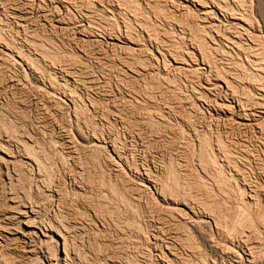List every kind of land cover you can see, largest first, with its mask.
Segmentation results:
<instances>
[{"label":"rangeland","instance_id":"rangeland-1","mask_svg":"<svg viewBox=\"0 0 264 264\" xmlns=\"http://www.w3.org/2000/svg\"><path fill=\"white\" fill-rule=\"evenodd\" d=\"M66 1L0 0V39L3 36L7 41H3L6 47L0 46V151L9 154L7 157L0 152V157L10 160L6 166L0 162V224L7 222L5 209L15 203L27 207L30 213L21 223L15 222L19 231L26 229L23 222H29L32 227L36 223L33 236L28 231L25 238L19 234L20 242L28 247L32 241L33 252L28 253L19 243V250H25L19 254L12 249L18 242L2 241L0 264H48V261L52 264H167L166 261L171 264H264V232L260 227L258 232L261 233L256 232V237L260 241L263 234L262 250L257 252L258 256L255 254V260L242 259L235 252L238 243L245 240V233L252 232L247 227L243 230L241 225L252 217L255 223L264 207V114L256 117L257 126L249 128L240 126L224 109L218 111L217 107L219 103L236 105L234 101L240 97L245 109L253 106L252 110L264 113V103L258 100L264 87V61L261 60L262 56L264 59V0H216L228 10L240 11L247 17L246 21H250L248 29L256 37L254 53L261 52V57L255 53L259 60L254 59L253 49L247 51L252 42L246 36L237 40L239 46L225 40L232 34L233 30L228 31L231 23L213 8L210 17L219 28L217 33L200 27L201 6L185 3L184 13L172 7L173 3L183 6L184 0ZM58 20L70 22L61 29ZM78 26L84 27L81 30L85 42L74 30ZM84 29L88 30L86 34ZM218 32H223L220 33L222 39ZM191 34L194 38L197 36L195 41ZM111 36L117 38L116 46L112 45ZM127 37L135 43L126 44ZM24 39L35 40L33 43L39 45L36 48L41 47L43 51L28 47ZM201 42L213 53L211 63L200 65L202 69L198 72L202 73H188L186 78L187 72L175 70L173 58L188 62L186 53L195 52ZM7 43L14 49H8ZM164 46L173 54L163 57ZM11 50L22 51L26 58L33 59L34 66H29ZM196 57L199 59L198 55ZM50 58L57 65L55 61L49 63ZM123 58L133 59L132 62L141 60L146 69L139 65L137 75L124 66ZM256 61L263 65L259 66ZM216 69L223 72L222 79L226 76L224 79L235 80L233 85L234 89L239 87L235 93L238 97L231 94L229 97L221 89H216L214 96L208 97L206 93L196 97L198 92L205 93L202 82L207 78L212 80ZM68 70L72 75L67 74ZM92 80L94 83L90 84ZM69 89L79 98L69 97L72 95ZM204 137H210L207 139L212 143L213 152L201 151ZM109 145H114L121 155L115 154ZM208 162L214 167L208 168ZM149 176L152 182L146 180ZM255 203L260 204L254 206ZM208 206L226 209L223 211L225 223L218 226L220 230L213 216L212 219L203 217L210 213ZM242 216L247 218L243 220ZM227 218L231 220L226 221ZM229 224L238 227L237 236L233 235V225ZM57 233L68 237L65 241L69 244H64ZM15 239L18 240L16 236ZM229 247L236 248L234 253L228 251Z\"/></svg>","mask_w":264,"mask_h":264},{"label":"bare ground","instance_id":"bare-ground-1","mask_svg":"<svg viewBox=\"0 0 264 264\" xmlns=\"http://www.w3.org/2000/svg\"><path fill=\"white\" fill-rule=\"evenodd\" d=\"M168 1V0H167ZM222 1H224V0H222ZM221 0H220V2H222ZM234 1V0H233ZM238 1V0H237ZM65 2H67L66 0H65ZM163 2V1H162ZM162 2H161V4H162ZM169 2V1H168ZM172 2V1H171ZM218 2V1H217ZM216 2V0H215V2H212V1H210V2H201V1H199V0H184V2H182V4H183V6H181V7H178L177 5H175L173 2V4H172V7H174V8H178L179 9V11L181 12V11H183L182 10V8H186V7H184V6H186L185 5V3L187 4V3H193V4H197L198 6H201V8L203 9V13H202V15L200 16L201 18H200V27L205 31V30H207V32H211V33H213V32H215V33H217V31L219 30V28H218V26H217V24L214 22V20L215 19H212L211 17V14L213 13V12H211L212 10V8H213V11H214V9H216L217 10V12H220L222 15H223V17H225L226 19H228L229 20V22L231 23L230 25H229V28H228V26H227V24L225 25V28H226V26H227V28H228V31H230L232 34L230 35V37L228 36V38L227 39H225V40H228V42L229 43H231V44H238V42H237V40H240L241 38V36H246L251 42H252V44L251 45H249V48H247V51H251L253 48L255 49L256 47H254L253 45H254V43L253 42H255L256 41V37H254V35L251 33V31H249V29H248V24L250 23V21H249V23L246 21V18L247 17H245V15L244 14H242V13H240V11L238 12V11H235V10H228V9H226L223 5H221L219 2V4ZM226 2V1H225ZM236 2V1H235ZM5 3V2H4ZM165 3V2H164ZM228 3V2H227ZM70 4V3H69ZM71 4H72V2H71ZM178 4V3H177ZM5 6H6V4H4ZM169 4L167 3V6H168ZM246 5V4H245ZM8 6V5H7ZM21 6V5H20ZM67 6H68V4H67ZM75 6V5H74ZM73 6V4H72V7H74ZM80 6V5H79ZM165 6V5H164ZM170 6V5H169ZM17 7V6H16ZM65 7V6H64ZM82 7V6H81ZM227 7H229L228 5H227ZM6 8V7H5ZM12 9H13V7H11ZM66 8V7H65ZM69 8V7H68ZM76 8H78V6L76 7ZM80 8V7H79ZM171 8V7H170ZM210 8V9H209ZM238 8V7H237ZM8 9H10V8H8ZM16 9V8H15ZM23 9V8H22ZM67 9V8H66ZM235 9V8H234ZM240 9V8H239ZM14 10V9H13ZM69 10V9H68ZM71 10V9H70ZM75 10H77V9H75ZM81 10V9H80ZM185 10V9H184ZM244 10V9H243ZM242 10V11H243ZM9 11V10H8ZM17 11H19V10H17ZM28 11V10H27ZM177 11V10H176ZM10 12V11H9ZM14 12V11H13ZM89 12V11H88ZM244 12V11H243ZM246 12V11H245ZM12 13V12H11ZM23 13V12H22ZM29 13V12H28ZM69 13V12H68ZM73 13V12H72ZM183 13H184V11H183ZM216 13V12H215ZM6 14V13H5ZM10 14V13H9ZM25 14H27V13H25ZM75 14V13H74ZM190 14V13H189ZM4 15V14H3ZM68 15V14H67ZM183 15V14H182ZM248 15V14H247ZM246 15V16H247ZM11 16V15H10ZM13 16V15H12ZM87 16H88V14H87ZM92 16V15H91ZM140 16V15H139ZM184 16V15H183ZM187 16V15H186ZM211 16V17H210ZM214 16V15H213ZM217 16V15H216ZM252 16V15H251ZM15 18L17 17V16H14ZM250 17V16H249ZM11 18H13V17H11ZM17 18H19V17H17ZM16 18V19H17ZM24 18V17H23ZM64 18V17H63ZM66 18V17H65ZM68 18V17H67ZM88 18H89V16H88ZM189 18V17H188ZM198 18V17H197ZM20 19H22V18H19V20ZM176 19V18H175ZM249 19H251V18H249ZM25 20V19H24ZM51 20V19H50ZM61 20V19H60ZM60 20H58V25H59V27H61V29L64 27L65 28V25H69L68 23L70 22H68V23H65V22H62V21H60ZM66 20V19H65ZM65 20H63V21H65ZM170 20V19H169ZM199 20V19H198ZM248 20V19H247ZM187 21V20H186ZM222 21V20H221ZM221 21H219V22H221ZM171 22H173V20H171ZM196 22H198V21H196ZM195 22V23H196ZM21 23V22H20ZM19 23V24H20ZM81 23V22H80ZM175 23V22H174ZM18 24V25H19ZM28 24H29V22H28ZM39 24V23H38ZM71 24H73V23H71ZM90 25H91V23H89ZM188 24V23H187ZM193 24H194V21H193ZM52 25V24H51ZM55 25V24H54ZM84 25V24H83ZM174 25V24H173ZM189 25V24H188ZM190 25H191V23H190ZM198 25V26H199ZM22 26V25H21ZM26 26V25H25ZM80 26V25H79ZM77 27V28H75L74 30H77L79 33H78V35H81L82 37H80L81 39L80 40H85V36L83 35V30H81V28H84V27ZM85 26V25H84ZM93 26V25H92ZM141 26V25H140ZM194 26V25H193ZM197 26V25H196ZM220 26V25H219ZM250 26H252V25H250ZM23 27H24V24H23ZM56 27V26H55ZM54 27V28H55ZM90 27V26H89ZM187 27V26H186ZM21 28V27H20ZM25 28V27H24ZM28 28V27H27ZM63 28V29H64ZM92 28V27H91ZM93 28H94V26H93ZM96 28V27H95ZM199 28V27H198ZM252 28V27H251ZM23 29V28H22ZM70 29V28H69ZM89 29V28H88ZM114 29V28H113ZM151 29V28H150ZM200 29V28H199ZM230 29V30H229ZM24 30H26V29H24ZM66 30V29H65ZM85 30V29H84ZM190 30H191V28H190ZM194 30V29H193ZM226 29H224V32H226L225 31ZM86 31H88L87 29L85 30V34H86ZM94 31V30H93ZM92 31V32H93ZM195 31V30H194ZM201 31V30H200ZM203 31V32H204ZM213 31V32H212ZM30 32V31H29ZM90 32V31H89ZM162 32V31H161ZM190 32H192V31H190ZM28 33V32H27ZM27 33H25V34H27ZM96 33V32H95ZM219 33V32H218ZM220 33H222L223 34V32H220ZM219 33V37L222 39V35ZM227 33V32H226ZM29 34V33H28ZM90 34V33H89ZM93 34H94V32H93ZM92 34V35H93ZM203 33L201 32V35H202ZM208 34H210V33H208ZM88 35V34H87ZM111 35V34H110ZM215 35V34H214ZM221 35V36H220ZM226 35H228V34H226ZM1 36V35H0ZM30 36V35H29ZM34 36V35H33ZM91 36V35H90ZM96 35H94L93 37H95ZM98 36V35H97ZM114 36V35H113ZM166 36H167V34H166ZM191 36H192V34H191ZM191 36H190V38H191ZM207 36V35H206ZM205 36V37H206ZM257 36V35H256ZM27 37V36H26ZM112 37V36H111ZM110 37V41L112 42V45H114V46H116L117 44H116V40H117V38L115 39V38H111ZM117 37V36H116ZM193 38H194V36H192ZM197 37V36H196ZM195 37V38H196ZM211 37V36H210ZM213 37V36H212ZM211 37V39H213ZM215 37V36H214ZM217 37V36H216ZM224 38H225V36H223ZM3 38V36L1 37V39ZM28 38V37H27ZM31 38V37H30ZM33 38V37H32ZM195 38H194V41H195ZM200 38V37H199ZM208 38H209V36H208ZM240 38V39H239ZM257 38H258V36H257ZM0 39V46L1 47H6L7 45H5V43L7 42L6 41V39L4 40V39H2L1 40ZM35 39V38H34ZM73 39V38H72ZM133 39V38H132ZM198 39V38H197ZM27 40V39H26ZM25 39H24V41H26ZM36 40H37V37H36ZM151 41H152V39H150ZM200 40H201V38H200ZM217 40V39H216ZM220 40V39H219ZM253 40V41H252ZM255 40V41H254ZM260 40V39H259ZM3 41H6L5 43L3 42ZM29 41V39L27 40V45H28V47H30V48H32V47H35L36 48V46H39V45H36L35 43H33V42H28ZM99 41V40H98ZM109 41V42H110ZM201 41H203V36H202V40ZM221 42H222V40H220ZM263 41V40H262ZM85 42V41H84ZM83 42V43H84ZM88 42V41H87ZM86 42V43H87ZM191 42H192V40H191ZM205 42V41H204ZM204 42H201L198 46H196L197 47V50H195V52H192V51H190L189 53L187 52L186 54V56L188 57L187 59H188V62L187 61H180V60H178L177 58L176 59H174L173 58V60H174V62H175V65H174V67H175V70H177L178 72H187V73H185V75L186 74H188V73H195V72H198V70L199 69H202V68H199L200 67V65L201 66H203V65H208L209 64V62H210V58H211V55L213 54V53H211L210 51L211 50H209L208 48L209 47H207L206 46V42L204 43ZM227 42V43H228ZM85 43V44H86ZM135 43V41L133 42V40H131V38L130 39H128V37H127V41H126V44H134ZM146 43V42H145ZM215 43V42H214ZM217 43V42H216ZM226 43V44H227ZM260 43V42H259ZM8 44V43H7ZM25 44V43H24ZM32 44H34V45H32ZM38 44H40V43H38ZM44 44V43H43ZM79 44H80V42H79ZM192 44H195V43H193L192 42ZM198 44V43H197ZM196 44V45H197ZM218 44V43H217ZM249 44V43H248ZM247 44V45H248ZM9 45V44H8ZM11 45V44H10ZM9 45V46H10ZM26 45V44H25ZM41 46H43L42 44H40ZM224 45V44H223ZM228 45V44H227ZM241 45V44H240ZM259 45H261V43L259 44ZM263 45V44H262ZM261 45V46H262ZM8 46V49L10 48L11 49V47L12 46H10L9 47ZM45 46V45H44ZM43 46V47H44ZM85 46V45H84ZM211 46V45H210ZM229 46V45H228ZM237 46H239V45H237ZM42 47V48H43ZM82 47H83V45H82ZM166 46H164V48L162 49V51H161V55L163 56V57H165V56H170V53H172L171 52V50H169V49H167V48H165ZM212 47H214V46H212ZM13 48V47H12ZM17 48V47H16ZM41 48V47H40ZM39 48V49H40ZM86 48V47H85ZM115 48V47H114ZM121 48V47H120ZM129 48V47H128ZM215 48V47H214ZM217 49H218V47H216ZM231 48V47H230ZM261 48V47H260ZM14 49V48H13ZM37 50H39L38 48H36ZM44 49H46V48H44ZM84 49V48H83ZM133 49V48H132ZM194 49V48H193ZM240 49H242V47L240 46ZM244 49H245V47H244ZM254 49L252 50L253 52L252 53H254ZM257 49H259V48H257ZM262 49V48H261ZM29 50V49H28ZM35 50V49H34ZM41 50V49H40ZM117 50V49H116ZM115 50V51H116ZM126 50V49H125ZM128 50H130V48L128 49ZM136 50V49H135ZM219 50V49H218ZM256 50V49H255ZM36 51V50H35ZM41 51H43V50H41ZM40 51V52H41ZM45 51V50H44ZM113 51V50H112ZM242 52H243V50H241ZM262 51H264V50H262ZM11 52L15 55V56H17V57H19L20 59H22L23 61H25L29 66H34V61H33V59H29L28 57L26 58V56L24 55V53L22 52V51H12L11 50ZM39 52V51H38ZM38 52H36V53H38ZM131 52H133V51H131ZM131 52H129V53H131ZM216 52V51H215ZM245 52V51H244ZM50 54H51V52H49ZM118 53V52H117ZM246 53V52H245ZM256 53V52H255ZM254 53V54H255ZM258 53V52H257ZM256 53V54H257ZM261 53V52H260ZM260 53H258V54H260ZM264 53V52H263ZM27 54V53H26ZM33 54V53H32ZM41 53H39V55H40ZM43 54V53H42ZM41 54V55H42ZM109 54V53H108ZM132 54V53H131ZM135 54V53H134ZM152 54V53H151ZM173 54V53H172ZM172 54H171V56H172ZM195 54H197L198 56H199V59L196 57L197 55H195ZM243 54V53H242ZM248 54V53H247ZM256 54H255V58L254 59H258L259 60V56H256ZM257 54V55H258ZM34 55V54H33ZM103 55V54H102ZM114 55H115V53H114ZM119 55V54H118ZM127 55V54H126ZM177 55V54H176ZM251 55V54H250ZM31 56V55H30ZM29 56V57H30ZM115 56H117V55H115ZM137 56H139V55H137ZM45 57V56H44ZM47 57H48V54H47ZM47 57H45V58H47ZM128 57V56H127ZM131 57V56H130ZM151 57V56H150ZM149 57V58H150ZM252 57H253V55H252ZM257 57V58H256ZM260 57H261V54H260ZM34 58V57H33ZM53 58V57H52ZM98 58V57H97ZM114 58H116V57H114ZM119 58V57H118ZM131 58H133V57H131ZM135 58V57H134ZM133 58V59H134ZM213 58V57H212ZM249 58H250V56H249ZM13 59H14V57H13ZM35 59H37V58H35ZM120 59V58H119ZM121 59H122V57H121ZM124 59V66L125 67H128L129 69H132V71L134 72V73H136V72H138L139 73V71H138V68L140 67L139 65H143L142 63H140L139 61H141V60H135V61H137V62H132V60L133 59H129V58H123ZM126 59V60H125ZM135 59H138V58H135ZM153 59V58H152ZM213 59H215V58H213ZM247 59V58H246ZM17 60V59H16ZM42 60V59H41ZM43 60H45V59H43ZM60 60V59H59ZM72 60V59H71ZM117 60V59H116ZM251 60V59H250ZM261 60H263L264 61V59H263V56H262V59ZM33 61V62H32ZM46 61V60H45ZM44 61V62H45ZM47 61H48V58H47ZM51 58H50V60H49V63H53L54 61H51ZM112 61V60H111ZM123 61V60H122ZM121 61V62H122ZM217 61V60H216ZM215 61V62H216ZM249 61V60H248ZM263 61H261V62H263ZM36 62V61H35ZM142 62V61H141ZM187 62V63H186ZM251 62H254V60L252 59V61ZM38 63H40L39 61L37 62V64ZM62 63V62H61ZM66 63V62H65ZM72 63V62H71ZM211 63V62H210ZM256 63H258V65H259V62H257L256 61ZM7 64V63H6ZM44 64V63H43ZM46 64V63H45ZM55 64H56V61H55ZM55 64L53 65V66H55ZM48 65V64H47ZM46 65V66H47ZM49 65H51V64H49ZM57 65V64H56ZM112 65V64H111ZM123 65V64H122ZM210 65V64H209ZM255 65V64H254ZM263 65V64H262ZM262 65H259V66H262ZM45 66V67H46ZM36 67L37 66H35V69H36ZM41 67H42V65H41ZM57 67V66H56ZM61 67H62V65H61ZM143 67L146 69V66H144L143 65ZM213 67V66H212ZM256 67V66H255ZM29 68V67H28ZM38 68V67H37ZM51 69H52V67H50ZM142 68V67H141ZM143 68V69H144ZM217 68V67H216ZM258 68V67H257ZM256 68V69H257ZM30 69V68H29ZM33 69H34V67H33ZM33 69H32V71H33ZM48 69V68H47ZM58 69V68H57ZM62 69V68H61ZM63 69H64V67H63ZM63 69H62V71H63ZM74 69V68H73ZM205 70H206V68H204ZM212 69V68H211ZM259 69H261V68H259ZM262 69H263V67H262ZM261 69V70H262ZM36 70H38V69H36ZM66 70V69H65ZM104 70V69H103ZM232 70V69H231ZM235 70V69H234ZM54 71V70H53ZM69 71V70H68ZM147 71H148V69H147ZM220 71V70H219ZM218 71V69H216V73H215V75L213 76L214 77V79H213V77H212V80L211 79H209V78H207L205 81L203 80V82L202 83H204V85L202 84V89L204 90V92L205 93H201V92H198V93H196L195 94V92H194V94L196 95V97L198 98V97H202L204 94H209L208 95V97H210V95L211 96H214V91H216V89L218 90V89H221V92H224L225 94H227L228 96H229V94H231L233 97H238V96H236L235 95V93H237L236 91L238 90V86H236V87H238L237 89H234L235 87H234V82L233 81H235V80H231V79H233V78H231V77H229V79H224V78H226V76L224 77L223 76V79H222V75H224L223 74V72H219ZM228 71V70H227ZM260 71V70H259ZM262 71H264V69L262 70ZM36 72V71H35ZM38 72V71H37ZM65 72V71H64ZM84 72V71H83ZM127 72H128V70H127ZM150 72V71H149ZM199 72H201L202 73V71H199ZM199 72H198V74H199ZM226 74H227V72L226 71H224ZM232 72V71H231ZM42 73V72H41ZM68 73H70L71 74V71H69V72H67V74ZM193 73V74H194ZM211 73H212V71H211ZM234 73V72H233ZM50 74V73H49ZM58 74V73H57ZM64 74V73H63ZM137 74V73H136ZM140 74V73H139ZM142 74V73H141ZM144 74V73H143ZM150 74V73H149ZM148 74V75H149ZM154 74V73H153ZM183 74V73H182ZM196 74V73H195ZM197 74V75H198ZM204 74V73H203ZM72 75V74H71ZM74 75V74H73ZM75 75H76V73H75ZM83 75H85V72H84V74ZM125 75H127L126 74V72H125ZM138 75V74H137ZM147 75V74H146ZM158 75V74H157ZM190 75V74H189ZM213 75V74H212ZM27 76V75H26ZM50 76V75H49ZM67 76H69V75H67ZM78 76V75H77ZM87 76V75H86ZM90 76V75H89ZM140 76V75H139ZM184 76V75H183ZM193 76V75H192ZM191 76V77H192ZM199 76V75H198ZM197 76V77H198ZM205 76V75H204ZM211 76V75H210ZM235 76V75H234ZM51 77H53V76H51ZM74 77V76H73ZM127 77V76H126ZM131 77V76H130ZM186 78H187V75L185 76ZM201 77V76H200ZM203 77V76H202ZM209 77V76H208ZM50 78V77H49ZM78 77H76V79H77ZM86 78V77H85ZM89 78V77H88ZM134 78H135V76H134ZM137 78V77H136ZM190 77H188V79H189ZM240 78V77H239ZM239 78H238V80H239ZM47 79V78H46ZM55 79V78H54ZM63 79V78H62ZM201 79V78H200ZM205 79V78H204ZM28 80V79H27ZM53 80V79H52ZM51 79H50V81H52ZM67 80V79H66ZM69 80V79H68ZM77 80H81V79H77ZM76 80V81H77ZM196 80V79H195ZM242 80V79H241ZM55 81V80H54ZM64 81H65V79H64ZM99 81V80H98ZM183 81V80H182ZM69 82V81H68ZM80 82V81H79ZM94 83V80H92L91 82H90V84L91 83ZM50 83V82H49ZM52 83H53V81H52ZM56 83V82H55ZM88 83V82H87ZM124 83V82H123ZM70 84V83H69ZM79 83H77V85H78ZM82 84V83H81ZM149 84V83H148ZM238 84V83H237ZM236 84V85H237ZM52 85V84H51ZM72 85V84H71ZM258 85V84H257ZM58 86V85H57ZM65 86V85H64ZM261 86H263V85H261ZM51 87H54V86H51ZM67 87V86H66ZM65 87V89H67ZM44 89V88H43ZM241 89V88H240ZM240 89H239V93H240ZM259 89V88H258ZM263 89H264V87H263ZM261 90L262 92H263V94H260V96H258L259 97V99L258 100H260L261 102H263L264 103V90ZM69 91L71 92V89H69ZM68 91V92H69ZM74 91V90H73ZM220 91V90H219ZM61 92V91H60ZM66 92V91H65ZM64 92V93H65ZM75 92V91H74ZM214 92V93H213ZM245 92V91H244ZM244 92H242V93H244ZM67 94V93H66ZM65 94V95H66ZM70 94H72V92L70 93ZM74 94V93H73ZM70 95L69 97H71L72 99L74 98V96H75V94L74 95ZM218 94V93H217ZM217 94H215V95H217ZM246 94V93H245ZM64 95V96H65ZM220 95V94H219ZM223 95V94H222ZM237 95H239V94H237ZM241 95V94H240ZM243 95V94H242ZM77 96V95H76ZM75 96V97H76ZM79 96V95H78ZM77 96V97H78ZM225 96V95H224ZM244 96V95H243ZM242 96V97H243ZM65 97H67V96H65ZM148 97V96H147ZM195 97V98H196ZM206 97V96H205ZM218 97V96H217ZM216 97V98H217ZM230 97V96H229ZM248 97V96H247ZM246 97V98H247ZM79 98V97H78ZM239 98L240 97H238L237 99L238 100H236V101H234V102H236V105H234V104H232V102H230L231 104H220L219 103V105L217 104V107H218V111H221L222 109H224L223 111L226 113V114H229L230 115V117L231 118H233L234 119V121H236L238 124H240V126H244V127H247V126H249V128H250V126H255L257 123V119H256V117H261V116H259L260 114H264L263 112H257V111H255V110H252V108H253V106H252V108H244V106L245 105H243V103L244 102H242L243 100H239ZM67 99H68V97H67ZM82 99V98H81ZM80 99V100H81ZM201 98H199V100H200ZM210 99V98H209ZM208 99V100H209ZM212 99V98H211ZM213 99H214V97H213ZM222 99H223V96H222ZM244 99V98H243ZM215 100V99H214ZM217 100V99H216ZM74 101H76V99L74 100ZM78 101V100H77ZM202 101H203V98H202ZM247 101V100H246ZM206 102V101H205ZM218 102V101H217ZM248 102V101H247ZM246 102V103H247ZM249 102H250V100H249ZM248 102V104L250 105L251 103H249ZM74 103V102H73ZM78 103V102H77ZM76 102H75V104H77ZM179 103V102H178ZM79 104V103H78ZM208 104V103H207ZM259 104V103H258ZM262 105V104H261ZM79 106V105H78ZM215 106V105H214ZM263 106V105H262ZM257 107V106H256ZM259 107V106H258ZM76 108H78V107H76ZM255 108V107H254ZM172 109V108H171ZM263 109V108H262ZM103 110V109H102ZM78 111V110H77ZM172 111V110H171ZM77 114V113H76ZM182 114V113H181ZM114 116V115H113ZM261 119V118H260ZM259 119V120H260ZM186 120V119H185ZM122 122V121H121ZM237 123H236V125H237ZM188 124V123H187ZM190 124V123H189ZM258 124H262V123H258ZM257 126V125H256ZM261 127V126H260ZM243 128V127H242ZM195 129H196V127H195ZM246 129V128H245ZM191 130V129H190ZM181 131V130H180ZM195 132H196V130H195ZM262 132V131H261ZM263 132H264V130H263ZM196 134V133H195ZM73 135V134H72ZM97 136V135H96ZM200 138V137H199ZM205 138V137H204ZM207 138H210V137H207ZM207 138H205L204 140H200L201 141V151H203V152H209V151H211V152H213L211 149H213V147L212 148H210L212 145V143L210 142L209 143V141H208V139ZM263 138V137H262ZM210 141H211V139H209ZM230 141V140H229ZM113 142H115V141H113ZM112 143V142H111ZM117 143V142H116ZM122 144V143H121ZM217 144V143H216ZM220 144V143H219ZM116 145V144H115ZM118 145V144H117ZM211 145V146H210ZM110 146V148H111V150L115 153V154H117L118 155V152H117V149H116V147L114 146V145H109ZM219 146H221V148H223L222 147V145H219ZM224 146H225V144H224ZM97 147V146H96ZM247 147V146H246ZM225 148V147H224ZM27 149V148H26ZM107 150V149H106ZM217 150V149H216ZM224 150V149H223ZM226 150V149H225ZM243 150H246V149H243ZM187 151V150H186ZM239 151V150H238ZM0 152H4L3 150L2 151H0ZM27 152V151H26ZM220 152H221V150H220ZM224 152V151H223ZM227 152V151H226ZM245 152H248V151H245ZM5 153V155L7 156V157H9V154H6V152H4ZM121 153V152H120ZM222 153V152H221ZM225 153V152H224ZM31 154V153H30ZM37 154V153H36ZM26 155V154H25ZM119 155H121V154H119ZM118 155V156H119ZM225 155H227V153H225ZM13 156V155H12ZM24 156V155H23ZM89 156V155H88ZM229 156V155H228ZM234 156V155H233ZM232 156V157H233ZM250 156V155H249ZM11 157V156H10ZM24 157H26V156H24ZM28 157H30L29 155H28ZM27 157V158H28ZM33 157V156H32ZM226 157V156H225ZM1 159H0V162H1V164H4L5 166L10 162V160H8L6 157H0ZM31 158V157H30ZM241 158V157H240ZM32 159V158H31ZM33 159H35L34 157H33ZM119 159H121V158H119ZM231 158H229L228 159V162H229V160H230ZM226 160H227V158H226ZM34 162H36L37 164L39 163L40 164V162H37V160L36 161H34ZM89 162V161H88ZM202 162H204V161H202ZM231 162H232V160L229 162L230 164H231ZM12 163H14V161H12ZM236 163V162H235ZM11 164V163H10ZM10 164H9V166H10ZM39 164H38V166H39ZM116 165V164H115ZM207 165V167L208 168H210L211 169V167L213 166L214 167V165H212V166H209L210 164H209V162L206 164ZM216 166V165H215ZM225 166V165H224ZM231 166V165H230ZM173 167V166H172ZM206 167V166H205ZM226 167H227V165H226ZM254 167V166H253ZM214 169V168H213ZM212 169V170H213ZM248 172V171H247ZM141 173V172H140ZM150 175V174H149ZM175 177V176H174ZM160 178V177H159ZM212 178V177H211ZM153 179V178H152ZM152 179L150 178V176L146 179L147 181H149V182H152ZM219 180V179H218ZM202 181V180H201ZM156 183H157V180L155 181ZM154 182V183H155ZM155 183V184H156ZM247 183V182H246ZM252 183V182H251ZM195 184V183H194ZM237 185V184H236ZM56 186V185H55ZM219 187V186H218ZM237 187H238V185H237ZM240 187V186H239ZM157 189V188H156ZM253 189V188H252ZM158 190V189H157ZM184 190V189H183ZM231 190H233V189H231ZM239 191H240V189H239ZM252 191V190H251ZM140 192H142V189H141V191ZM197 192V191H196ZM114 193V192H113ZM233 193V192H232ZM238 193V192H237ZM250 193V192H249ZM248 193V194H249ZM255 193V192H254ZM257 193V192H256ZM243 194V193H242ZM247 194V195H248ZM225 195V194H224ZM252 196V195H251ZM139 197V196H138ZM244 197V196H243ZM122 198V197H121ZM252 198V197H251ZM197 200V199H196ZM254 200V199H253ZM12 201H13V199H12ZM255 202H256V200H255ZM221 203V202H220ZM219 203V204H220ZM257 203V202H256ZM253 204L254 206L255 205H258V204H260V203H258V204ZM226 204V203H225ZM244 204V203H243ZM251 203H250V200H249V205H250ZM9 205V204H8ZM141 205V204H140ZM193 205H198V204H193ZM217 205V204H216ZM245 205H247L248 206V202L246 203V201H245ZM253 205L251 206V207H253ZM259 206H261V205H259ZM258 206V207H259ZM264 206V205H263ZM150 207V206H149ZM205 207V206H204ZM207 207V206H206ZM209 207V206H208ZM262 207V206H261ZM59 208V207H58ZM194 208H195V206H194ZM199 208H200V206H199ZM226 208V207H225ZM238 208V207H237ZM249 208V207H248ZM60 209V208H59ZM191 209V208H190ZM193 209V208H192ZM202 209V208H201ZM209 209V214L208 213H206V214H204V218H211L212 216H213V220L214 221H216V223H219V225L217 224V227L218 226H220V225H222L223 226V223H225L224 222V220H223V218H224V214H226V213H223V211H225V210H223V208H222V206H221V208L219 207V208H208ZM222 209V210H221ZM241 209H242V206H241ZM251 209V208H250ZM258 209H260V208H258ZM5 210H7V212H5ZM4 210V212L5 213H7V217H6V220H7V222L5 221L4 222V225L3 226H1L2 224H0V244L2 245V241L4 242V243H7L8 241H11V242H18V243H15V247L13 248L12 247V249L14 250V251H16L17 253H24V251L22 250V248H21V250H19V248H18V246H17V244H22L21 246L22 247H24L26 250H27V252L28 253H31V252H33L32 250V241H31V245H29L30 247H28L27 245H26V243H24V242H20V238L21 237H26V235L27 234H25V232H27L28 231V233L30 234L31 233V235H32V233H33V227H34V225L36 224H34L33 225V227L31 226V224L29 223V222H23L22 224H23V226L26 228V229H24V228H21L20 226H19V224H18V227L19 228H21V229H24L23 231H19V229L18 228H16L15 227V222L18 220L20 223H21V221L20 220H22V218L24 217V216H26L29 212H28V210H27V207H25V206H23V207H21V206H19V205H17L16 203H15V206H13V207H7L6 209ZM32 210V209H31ZM195 210H197L196 208H195ZM248 210V209H247ZM263 210V214L261 213V211ZM261 211H260V215H257V219L256 220H254L255 221V223H252V221H251V219L253 218L252 216V218H250L249 220L250 221H247L246 220V224L245 225H241V226H244L242 229L243 230H245L246 229V227L248 228V229H250L249 231H252V232H249L248 234H247V230L245 231L246 233V235H245V240H243V241H241L240 242V240H239V242L240 243H238V245H237V247H236V245H235V243H234V246L237 248V251L235 250V249H230L231 247H229V249H228V251L229 250H231V251H233V253H234V250H235V252L236 253H238L241 257H242V259L243 258H245L246 260H248V261H250L251 259H254V258H256L255 257V254H257V256H258V251L261 253V251L260 250H262V243H263V234L261 235L260 234V236H262V238L261 237H259L260 239H262V240H260V241H258V238L256 237V232H257V234L258 233H261V232H258L259 230H258V227H260L261 228V230H262V232H264L263 231V229H264V207H263V209H262ZM200 211V210H199ZM204 211H206V208H205V210ZM231 211H233V210H231ZM173 212V211H172ZM179 212V211H178ZM192 212H196V211H192ZM207 212H208V210H207ZM251 212H252V210H251ZM197 213H199V212H197ZM237 213V212H236ZM239 213V212H238ZM237 213V214H238ZM241 213V212H240ZM34 214V213H33ZM109 214V213H108ZM170 214L171 213H169L168 212V215L170 216ZM174 214H175V212H174ZM257 214V213H256ZM262 214V215H261ZM35 215V214H34ZM180 215V214H179ZM184 215V214H183ZM199 215V214H198ZM228 215H231V214H229L228 213ZM228 215H227V217H228ZM238 215H241V214H238ZM254 215H255V213H254ZM28 216H30V213H29V215ZM172 216H174V215H171V218H173ZM196 216V215H195ZM226 216V215H225ZM237 216V215H236ZM236 216H235V218H236ZM27 217V216H26ZM175 217V216H174ZM200 217V216H199ZM202 217V216H201ZM230 217V216H229ZM232 217H233V215H232ZM30 218H32V217H30ZM102 218V217H101ZM176 219H177V217H175ZM179 218V217H178ZM242 218H243V216H242ZM242 218H240V221L242 220ZM245 219L247 218V217H244ZM244 218H243V220H244ZM256 218V217H255ZM165 219V218H164ZM169 219V218H168ZM174 219V218H173ZM172 219V220H173ZM212 219V218H211ZM233 219V218H232ZM33 220V219H32ZM204 220V219H203ZM229 220H231L230 218L228 219L227 218V220L226 221H229ZM238 220H239V218H238ZM238 220H235V221H238ZM30 221V220H29ZM37 221V220H36ZM163 221V220H162ZM165 222H166V220H164ZM170 221V220H169ZM168 221V222H169ZM176 221V220H175ZM202 221V220H201ZM200 220H199V222H201ZM233 221V220H232ZM231 221V222H232ZM234 221V222H235ZM2 222V221H1ZM33 222H35V221H33ZM126 222V221H125ZM178 222H179V220H178ZM182 222V221H181ZM203 222V221H202ZM207 222V221H206ZM205 222V223H206ZM231 222H229V223H231ZM239 222V221H238ZM243 222V221H242ZM245 222V221H244ZM164 223V222H163ZM171 223H172V221H171ZM208 223V222H207ZM211 223V222H210ZM216 223H215V225H216ZM233 223V222H232ZM237 223V222H236ZM165 224V223H164ZM173 224V223H172ZM172 224H171V226H172ZM180 224V223H179ZM240 224V223H239ZM175 225H176V223H175ZM227 225V227H228V223L226 224ZM229 225H231V224H229ZM233 225V226H232ZM231 226L233 227V230L234 231H232L233 232V235H234V233L236 234L237 232L239 233V230L238 229H236V228H238V227H236V226H234V224H232ZM235 225H237V224H235ZM37 226V225H36ZM181 226V225H180ZM231 226H229V228L231 227ZM128 227H129V225H128ZM162 227V226H161ZM175 227V226H174ZM179 227V226H178ZM188 227V226H187ZM216 227V226H215ZM226 227V226H225ZM38 228H39V226H38ZM37 228V229H38ZM176 228V227H175ZM181 228V227H180ZM179 228V229H180ZM219 228V230H220V227H218ZM217 228V229H218ZM223 227H221V230H223L222 229ZM20 229V230H21ZM40 229V228H39ZM163 229V228H162ZM177 229V228H176ZM185 229V228H184ZM227 229V228H226ZM240 229H241V227H240ZM64 230V229H63ZM137 230V229H136ZM165 230V229H164ZM229 230H231V229H228L227 231H229ZM260 230V231H261ZM170 231H171V229H170ZM180 231V230H179ZM178 231V232H179ZM185 231H187V230H185ZM223 231H225V229L223 230ZM226 231V232H227ZM42 232V231H41ZM54 232V231H53ZM135 232V231H134ZM163 232V231H162ZM177 232V231H176ZM182 232V231H181ZM180 232V233H181ZM241 232V231H240ZM243 232V231H242ZM137 233V232H136ZM165 233V232H164ZM163 233V234H164ZM183 233H185V232H183ZM182 233V234H183ZM190 233V232H189ZM228 233V232H227ZM244 233V232H243ZM19 234H21V237H20V235ZM58 235H59V238L61 239V240H63L65 243L64 244H67V242L66 241H68L69 239H67L66 238V236L64 237L62 234H60V233H57ZM168 234H170V233H168ZM167 234V235H168ZM242 234V233H241ZM34 235H37V234H34ZM44 235H46L45 233H44ZM166 235V236H167ZM173 235V234H172ZM179 235V234H178ZM185 235V234H184ZM187 235H189L188 234V232H187ZM223 235V234H222ZM232 235V234H231ZM239 235V234H238ZM253 235L255 236L254 237V239H253ZM259 235V234H258ZM15 236L17 237V239L19 240H16L15 239ZM33 236V235H32ZM174 236H176V235H174ZM195 236V235H194ZM230 236V235H229ZM235 236H237V234L235 235ZM234 236V237H235ZM241 236V235H240ZM242 236H244V235H242ZM38 237V236H37ZM47 237V236H46ZM140 237V236H139ZM171 237V236H170ZM181 237V236H180ZM234 237H231V238H233V241H235L234 239L236 238H234ZM239 237V236H238ZM29 238H30V236H29ZM34 238V237H33ZM65 238L67 239L66 241H65ZM174 238V237H173ZM179 238V237H178ZM190 238V237H189ZM193 238V237H192ZM191 238V239H192ZM224 238V237H223ZM230 238V237H229ZM177 239V238H176ZM175 239V240H176ZM225 239V238H224ZM243 239V238H242ZM241 239V240H242ZM34 240V239H33ZM127 240V239H126ZM160 240V239H159ZM175 240H174V242H175ZM182 240V239H181ZM186 241H187V238H186ZM226 241V240H225ZM231 241H232V239H231ZM262 241V242H261ZM28 242V241H27ZM35 242V241H34ZM33 242V243H34ZM42 242V241H41ZM83 242V241H82ZM177 242V241H176ZM182 242H184V241H182ZM188 243H190V241H187ZM236 242V241H235ZM157 243V242H156ZM188 243H186V245L188 244ZM191 243H192V241H191ZM190 243V244H191ZM228 243V242H227ZM231 243V242H230ZM69 244V243H68ZM67 244V245H68ZM185 244V243H184ZM193 244H194V242H193ZM224 244H226V243H224ZM25 245V246H24ZM36 245V244H35ZM39 245V244H38ZM44 245V244H43ZM47 245V244H46ZM66 245V246H67ZM179 245H180V243H179ZM182 245V244H181ZM180 245V246H181ZM189 245V244H188ZM3 246V245H2ZM12 246H13V244H12ZM29 248V249H27V247ZM53 246V245H52ZM65 246V245H64ZM70 246V245H69ZM161 246H162V244H161ZM169 246V245H168ZM190 246V245H189ZM188 246V247H189ZM196 246V245H195ZM230 246H232L231 244H230ZM40 247V246H39ZM182 247V246H181ZM188 247H186V249H190V248H188ZM226 247H228V244L226 245ZM225 247V248H226ZM8 248H10V247H8ZM70 248V247H69ZM69 248H68V251L67 252H69ZM171 248V247H170ZM170 248H168V249H170ZM196 248V247H195ZM194 248V249H195ZM222 248V247H221ZM32 249V250H31ZM34 249H35V247H34ZM38 249V248H37ZM37 249H35V250H37ZM66 249V248H65ZM172 249H173V247H172ZM185 249V248H184ZM192 249H193V247H192ZM191 249V250H192ZM96 250V249H95ZM171 250V249H170ZM169 250V251H170ZM190 250V251H191ZM225 250V249H224ZM38 251V250H37ZM173 251V250H172ZM194 252H198L199 250H193ZM228 251H227V253H228ZM65 252H66V250H65ZM66 252V253H67ZM107 252V251H106ZM225 252V251H224ZM230 252V251H229ZM35 253V252H34ZM38 253V252H37ZM65 253V254H66ZM114 253V252H113ZM199 253V252H198ZM197 253V254H198ZM231 253V252H230ZM26 254V253H25ZM96 254V253H95ZM100 254V253H99ZM176 254V253H175ZM195 254V253H194ZM237 254V255H238ZM67 255H69V254H67ZM166 255V254H165ZM169 255V254H168ZM170 255L171 256H173V257H176L172 252H170ZM236 255V254H235ZM8 256V255H7ZM22 256H24V255H22ZM48 256V255H47ZM163 256H164V254H163ZM171 256H170V258H171ZM261 256V258H262V255L260 254L259 255V257ZM25 257V256H24ZM28 257V256H27ZM67 257V256H66ZM258 257V258H259ZM9 258V257H8ZM15 258V257H14ZM31 258V257H30ZM47 258V257H46ZM53 257L51 256V259H52ZM70 258V257H69ZM68 258V259H69ZM169 258V259H170ZM185 258V257H184ZM198 258V257H197ZM67 258H66V260H68ZM164 259H166V257L165 258H163V261H164ZM8 260V259H7ZM54 260V259H53ZM56 261H57V259H55ZM86 260V259H85ZM173 260V259H172ZM192 260V259H191ZM241 260V259H240ZM255 260V259H254ZM254 260H252V262L254 261ZM2 261V260H1ZM13 261V260H12ZM19 261V260H18ZM48 261V260H47ZM166 261V260H165ZM237 261V260H236ZM236 261H235V263H236ZM259 261V260H258ZM4 262H7V261H4ZM16 262V261H15ZM14 262V263H15ZM65 262V261H64ZM170 262V261H169ZM239 262V261H238ZM255 262V261H254ZM11 263V262H10ZM19 263V262H18ZM53 263V262H52ZM52 263H50L49 261H48V264H52ZM166 263L167 264H171V263H168L167 261H166ZM173 263H174V261H173ZM7 264H8V262H7ZM44 264H45V262H44Z\"/></svg>","mask_w":264,"mask_h":264}]
</instances>
